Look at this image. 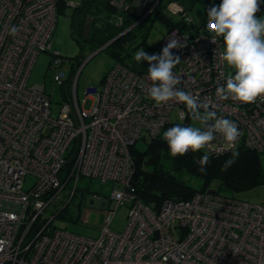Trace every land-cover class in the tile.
Here are the masks:
<instances>
[{
  "label": "built area",
  "instance_id": "obj_1",
  "mask_svg": "<svg viewBox=\"0 0 264 264\" xmlns=\"http://www.w3.org/2000/svg\"><path fill=\"white\" fill-rule=\"evenodd\" d=\"M129 1L140 9L149 3L143 17L158 0L110 4L125 10ZM220 3L205 1V20L196 31L170 28L161 37L160 51L170 39H178L183 47L172 49L181 60L173 69L180 79L177 88L239 127L234 144L217 134L203 149L206 154L231 153L239 146L264 153V100L237 103L216 95L227 75L234 74L220 60L223 38L215 37L213 43L207 27V10ZM64 5L68 0H0V264H264V203L209 189L153 208L128 191L134 170L128 148L144 135L158 134L172 111L181 126H190L193 116L178 100L153 101L147 92L152 85L148 71L135 72L115 62L101 83L86 86L79 99L77 73L66 76L57 69L63 59L53 53L50 67L56 70L50 80L62 85L65 101L51 116L44 86L29 85L26 79L35 55L49 50L55 18ZM168 6L182 15V24L192 20L178 2ZM13 26L19 28L15 36L9 34ZM27 174L34 180L23 188ZM82 177L112 181L109 197L90 194L96 202L89 207L104 213L97 237L68 232L51 224L55 214H43L63 188L72 199ZM126 201L125 225L114 231L108 222Z\"/></svg>",
  "mask_w": 264,
  "mask_h": 264
},
{
  "label": "trees",
  "instance_id": "obj_2",
  "mask_svg": "<svg viewBox=\"0 0 264 264\" xmlns=\"http://www.w3.org/2000/svg\"><path fill=\"white\" fill-rule=\"evenodd\" d=\"M159 1L161 0H158L148 13L153 12L157 8L160 4ZM170 1L181 4L183 9L188 11L192 16L191 21L182 24L183 17L180 15V20L177 21L173 27L183 26L192 33L196 31L198 24H201L205 20V13L203 12L206 0H169L167 2ZM196 6H202L200 7L201 10L199 9L201 14L196 12L197 15L202 16L198 23L194 21V13L192 11ZM61 7L59 6V8ZM72 8L75 13H80L82 16L80 17L81 27L78 30L81 39L85 42L95 40L102 45L122 30H125V33H127L123 37H129L128 35L131 34H133V36L139 34L140 37H142L145 33L144 30H142L143 28H138L139 30L136 28L140 26L148 16V13H146L145 16L140 18L144 10L137 12L131 9L123 10L122 8H116L114 5L110 4V0H86L84 3L75 4ZM261 8H264V0H261ZM87 17L90 18V22L89 28L87 29L88 33L84 35ZM110 17L113 21L105 20ZM118 17H121L120 22H117ZM127 27L129 29H127ZM134 31H137V34H134ZM123 34L112 41L118 39L122 40ZM142 43L143 42L140 44ZM108 46L106 45V47ZM138 46L139 43L137 44V47ZM146 48L147 46L144 47V50L148 53ZM160 49L159 44V46L154 47L152 51L155 52V54H160L162 52ZM134 50V47H132L129 49L123 48L122 51H113L115 62H120L122 65L127 66L135 72L148 71V64L146 61H135ZM72 66L74 65L71 64L70 66V75L74 72ZM102 80L103 78L101 81ZM181 122L182 121L173 123V121H170L169 123H165L158 134L148 137L146 147L143 148L142 151L135 148L136 142L128 148L132 155L134 167L133 173H131L132 177L130 185H128V191L132 193L135 198L140 199L144 204L157 208L164 200L186 199L191 197L195 191L209 190L211 188L216 192L225 193V195L238 196V193L250 191L252 188L264 185V153L251 148L239 146L231 153H224L216 156L208 155L201 150L197 152H192L190 150L183 156H172L168 150L167 143L162 138L163 132L177 124L182 125L183 123ZM234 153H238V155L234 157ZM205 154L209 159L204 166V171H201L200 158ZM230 159H234L235 162L224 170L225 163ZM68 163L69 162L65 164V168H67ZM65 207L66 205L62 207V210ZM54 214L62 215L63 213L59 210ZM41 222L42 218L40 217V219L32 225V232L40 226Z\"/></svg>",
  "mask_w": 264,
  "mask_h": 264
},
{
  "label": "rangeland",
  "instance_id": "obj_3",
  "mask_svg": "<svg viewBox=\"0 0 264 264\" xmlns=\"http://www.w3.org/2000/svg\"><path fill=\"white\" fill-rule=\"evenodd\" d=\"M84 1L86 0H68L69 5H64L59 8L55 18V27L52 30L49 39L50 48L49 50L39 51L37 55H35L32 66L29 68L30 71L28 78L26 79L27 84H39L44 86L45 92L50 96L49 104L52 117L57 115L61 105L60 103L65 101V95L62 92L61 85L50 80L52 73L56 70L55 67H50V60L52 57L51 54L56 53V55L62 57V66H58L57 69L64 71L66 76H69L71 73V64L74 65L72 67L75 70V74L77 73V97L80 99L84 94L83 90L86 86L100 84L102 79L101 77L105 75L115 62V57L112 53L113 51H122L123 48L129 49L134 47L135 50L133 52L135 53L139 49H144V47L147 46V54L153 55L155 52L152 50L154 47L159 46L161 37H163L167 31L180 20V14L173 13V11L169 8V2H167L169 0H161L159 1L160 4L157 8L153 12L148 13V16L143 23L136 27L137 30H139L138 28H143L142 30H144L145 33L142 37L137 34V31H134V34L137 35L133 36V34H131L128 35L129 37H123L127 33H125V30H122L116 34L121 36V34L125 33L122 35V40H110L107 44V46L109 45L108 47L104 46L101 48L103 44L100 45L98 41L89 40L88 42H85L79 35L78 29L81 27L80 17L82 16L80 13H75L71 5L84 3ZM129 3V9L137 12L143 11V9L149 4L148 3L140 9L135 6L133 1H129ZM200 7L196 6L192 10L194 13L193 18L196 23H198L202 18L201 15H197V13L201 12ZM141 16L140 18H142ZM257 16L264 17V8L260 9ZM105 20L113 21L111 17L106 18ZM127 29L129 28L127 27ZM141 42L143 43L140 44ZM138 43L139 46L137 47ZM222 48L224 49V44ZM227 70L228 72L234 71L228 66ZM84 107H89V103L85 102ZM170 118L173 123L181 121L175 111L171 112ZM188 123L193 127L202 126L198 120L193 119V116H191ZM142 137L144 138L138 139L135 143V148L140 151L146 147L148 139L145 135ZM201 151L205 153L203 149H201ZM24 178L23 188H27L33 182L34 178L29 174H27ZM111 186L112 181L110 180L102 183L95 177H82L77 180V190L75 191L72 199L69 198V189L63 188V190L58 193L52 201H50L43 214L46 217H50L60 210L63 214H55L51 224L57 227H62L68 230V232L71 231L88 237H97L101 231V223L103 222L104 213L93 207L87 206L84 199L90 196L91 193H97L102 195L103 198H107L111 194ZM238 197L251 202L264 203V185L252 188L250 191L248 190L238 193ZM112 204L113 201L109 203L108 207H113ZM64 205H66V207L62 210ZM127 210V201L125 203H121L115 208L112 219L108 222L110 229L114 231H121L123 229L125 225L124 222H126Z\"/></svg>",
  "mask_w": 264,
  "mask_h": 264
},
{
  "label": "clouds",
  "instance_id": "obj_4",
  "mask_svg": "<svg viewBox=\"0 0 264 264\" xmlns=\"http://www.w3.org/2000/svg\"><path fill=\"white\" fill-rule=\"evenodd\" d=\"M261 0H221L219 5L207 10V27L215 37H222L224 49L219 54L222 63L234 70L229 73L225 83L216 88L220 99H231L237 103H254L264 100V17H258ZM19 28H10V35L15 36ZM183 45L172 38L163 47L160 54L149 55L143 48L134 54L136 62L146 61L148 79L152 82L147 89L149 97L157 104L178 100L185 103L192 111L193 119L198 120L201 127L181 126L179 124L163 132V140L167 143L172 156H183L188 151L197 152L206 148L219 134L229 144H234L240 132L238 125L227 118L217 116L215 111L201 105L190 93L177 88L180 79L173 69L180 63V57L174 55L172 49ZM203 108V112L200 109ZM234 153L233 156H237ZM209 157L200 158L201 171ZM234 159L224 165L227 169Z\"/></svg>",
  "mask_w": 264,
  "mask_h": 264
},
{
  "label": "water",
  "instance_id": "obj_5",
  "mask_svg": "<svg viewBox=\"0 0 264 264\" xmlns=\"http://www.w3.org/2000/svg\"><path fill=\"white\" fill-rule=\"evenodd\" d=\"M89 21H90V18L87 17L86 18L85 27H84L85 28L84 29L85 30L84 31V35H87V33H88L87 29L89 28ZM118 36H120V35H116V36L112 37L111 39H109V41L107 40V42H105V44H103L101 46V48L106 46L110 42V40H113V39L117 38ZM84 200H85V203H86L87 206H91V205H93L96 202V200H94L93 197H91V196L86 197ZM103 206H106V202L104 203Z\"/></svg>",
  "mask_w": 264,
  "mask_h": 264
}]
</instances>
